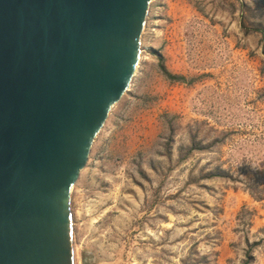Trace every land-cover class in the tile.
Segmentation results:
<instances>
[{"label": "rangeland", "instance_id": "1", "mask_svg": "<svg viewBox=\"0 0 264 264\" xmlns=\"http://www.w3.org/2000/svg\"><path fill=\"white\" fill-rule=\"evenodd\" d=\"M141 45L72 189L76 264H264V0H153Z\"/></svg>", "mask_w": 264, "mask_h": 264}, {"label": "water", "instance_id": "2", "mask_svg": "<svg viewBox=\"0 0 264 264\" xmlns=\"http://www.w3.org/2000/svg\"><path fill=\"white\" fill-rule=\"evenodd\" d=\"M153 0H0V264H76L72 189Z\"/></svg>", "mask_w": 264, "mask_h": 264}, {"label": "trees", "instance_id": "3", "mask_svg": "<svg viewBox=\"0 0 264 264\" xmlns=\"http://www.w3.org/2000/svg\"><path fill=\"white\" fill-rule=\"evenodd\" d=\"M164 72L166 76L172 81H185L186 77L184 75L176 74L169 71L166 67H164Z\"/></svg>", "mask_w": 264, "mask_h": 264}, {"label": "bare ground", "instance_id": "4", "mask_svg": "<svg viewBox=\"0 0 264 264\" xmlns=\"http://www.w3.org/2000/svg\"><path fill=\"white\" fill-rule=\"evenodd\" d=\"M143 52V49H142V45H141V53ZM140 61H141V55H140ZM139 69H140V62H139V65H138V67H137V71H136V73H135V76H136V74H138V72H139ZM134 76V77H135ZM130 87H131V85H130ZM130 87H129V89H130ZM113 108H115V105L113 106ZM113 108H112V110H113ZM111 110V111H112ZM76 255V254H75ZM76 258V257H75Z\"/></svg>", "mask_w": 264, "mask_h": 264}]
</instances>
